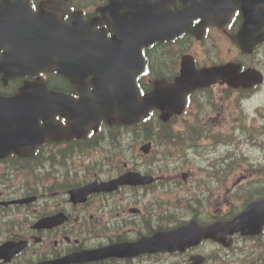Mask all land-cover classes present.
Segmentation results:
<instances>
[{
	"label": "flooded vegetation",
	"instance_id": "flooded-vegetation-1",
	"mask_svg": "<svg viewBox=\"0 0 264 264\" xmlns=\"http://www.w3.org/2000/svg\"><path fill=\"white\" fill-rule=\"evenodd\" d=\"M96 1L95 6H87L88 12L85 11V15H96L98 13L96 8L108 0ZM201 1L202 7L197 14L198 17L192 21L191 29H198L195 32L201 31L203 37L198 39L189 33L171 40L172 43L155 42L144 47L142 55L145 70L138 77H144L147 71L160 68H165L169 76L172 73L176 75L182 54L178 58H166L164 61L162 55L165 54V49L166 52L175 54L181 43L185 44L187 50L191 49L189 54L192 55L197 67L233 61L239 63L241 69L262 68V65L252 59L264 49V44L255 45L252 51L247 53L237 48V44L231 40V35L239 29L241 13L235 10L230 21L224 22L220 19V25L210 26L205 14L213 10V5L211 0ZM181 5L182 1H175V6ZM231 7L232 5L227 3L225 9ZM98 28L110 36L105 25H99ZM216 42L226 47L222 58L220 55L217 58L212 57L202 51ZM170 44H174V47L170 48ZM167 60L173 61L174 65L171 68H166L164 62ZM214 87L223 89L220 84ZM225 90L217 94V97H225ZM190 97L194 104L196 96ZM224 110V106L213 107L212 113L219 114ZM104 123H100L94 133L89 134L90 136L96 134L91 147H101V141L113 143V137H110L106 128L111 126ZM72 141L82 142L76 139ZM70 142L65 140L46 142L37 145L29 156L11 153L0 158V264H259L260 261L264 264V252L260 253L258 261L245 250V241L254 238L252 235L244 239L245 241H240V244L233 243L231 238L230 244L226 247L217 244L213 237L206 235L207 237L202 239L197 236L195 244L174 250H145L137 254L106 250L86 259L71 260V256L83 250L98 249L120 241H134L142 236H151L168 225L179 223L184 215L203 227L226 222L238 214L242 206L239 204L237 209H231L232 203L220 200V197L214 200L212 196L205 195L206 201L196 199L179 209L172 203L153 202L152 209L148 212L141 209L126 212L123 207L122 217L118 211L112 214V207H116L119 200L132 199V189L136 190V187L129 186H122L125 188L120 187L121 189L111 192H91L84 201L72 203L71 174L86 172L87 166L75 164L81 161L82 156L71 152ZM84 150L82 148L79 151ZM105 160L109 161L108 158ZM117 172L119 171L112 166V176ZM148 193L150 192H144ZM143 215L149 219L143 221ZM207 244L216 245L219 249L208 251L204 248ZM247 246L252 247L251 244ZM237 258L246 261L239 262Z\"/></svg>",
	"mask_w": 264,
	"mask_h": 264
},
{
	"label": "water",
	"instance_id": "water-1",
	"mask_svg": "<svg viewBox=\"0 0 264 264\" xmlns=\"http://www.w3.org/2000/svg\"><path fill=\"white\" fill-rule=\"evenodd\" d=\"M134 11L137 12L138 10ZM41 23L42 21L38 19L25 18L20 22L13 21L7 22V25L5 24L8 28L15 27L16 29L13 31L8 30L6 34L11 40L3 47L5 50L3 53L5 59L0 64L3 80L6 81L13 76L20 77L24 73L34 69L48 71L55 69L64 75H73L76 79L83 78L86 74L85 72H88V68L91 66L88 56H81V60H78V71L72 66L73 62L78 59L76 55L72 56L75 60L68 58L65 62V52L71 48L79 47L77 37L73 35L66 45H64L63 39L56 40V43L53 45H45L41 41L37 42L36 34L32 32L34 28L40 26ZM74 26L78 25L74 24ZM0 33H4V28L0 30ZM134 35H136L138 41L144 35V32L138 29L134 31ZM248 80L249 79L244 81L242 78H237L238 82L244 81L245 84ZM185 83L188 84V81L185 80ZM29 89L39 91V94L30 93L28 95H23V93H21L10 98H0V106L3 107L0 115H2L5 120L11 121L10 117L14 115L21 106V100L28 99V101H30L28 104L22 105L24 107L22 110L23 115L31 114L36 116L40 114V116H44L49 109L55 107L54 102L51 101L50 96L46 94L43 88H29L25 86L22 88V90ZM147 105L148 102H146L145 105L141 104V99L138 98L137 93L135 96L133 94L116 96L110 99L109 104H107L106 95L102 94L99 97L94 95L86 114H93L97 119L103 117L113 122H134L146 113ZM5 111L6 113L4 114ZM253 216L262 217L259 222H252L251 220V224L247 225L248 229L256 230L260 223L264 221V199L257 201L246 209L245 217H247V220ZM239 221L240 220H236V226H245L240 225ZM236 226L232 223V225H228V228H235Z\"/></svg>",
	"mask_w": 264,
	"mask_h": 264
},
{
	"label": "rangeland",
	"instance_id": "rangeland-1",
	"mask_svg": "<svg viewBox=\"0 0 264 264\" xmlns=\"http://www.w3.org/2000/svg\"><path fill=\"white\" fill-rule=\"evenodd\" d=\"M166 56V55H165ZM259 98H257V100H258ZM256 105H258V101H256V102H254V103H251L250 105H249V107L250 108H253L254 106H256ZM249 107H247L248 109H249ZM191 109V107L189 106L186 110H187V112H189V110ZM194 109V108H193ZM231 111H233V110H236V107L233 105V106H231V109H230ZM190 113V112H189ZM186 116L188 115L187 113L185 114ZM219 126H220V124H219ZM233 126V123L231 124V127ZM220 131V130H219ZM227 133L226 134H228L229 136H230V131L229 130H225ZM232 131V130H231ZM144 134V136H145V133H143ZM156 134H157V132H156ZM151 135V131L149 130L147 133H146V136H150ZM234 136H235V140L236 141H232L231 143H230V146H229V142H230V140H229V142H228V144L227 145H225L224 147L223 146H218L217 148H216V150L215 149H212L213 150V152H217V153H211L210 155H212V156H216L217 154H219L220 152H221V150L222 149H226V150H228V152H229V148H230V150L232 151V152H234L235 151V147L237 148V150H236V154H239L240 152L241 153H243V151L245 150L244 149V146L243 145H240V144H237L238 146H236V142L237 143H239V142H245V136H244V133H241V131H239V130H237L236 129V132L234 133ZM117 145H120V144H117ZM163 147V146H162ZM127 150H128V144H124V146H123V150L121 149V151L122 152H124V154H125V157H128V154H126V152H127ZM163 150H164V148H163ZM130 151H131V153L133 154V155H135L136 154V152H139L138 151V146L137 145H134V147L132 146L131 148H130ZM165 151V150H164ZM158 153H159V155H160V162H159V168L160 169H162V170H164L163 172H167L168 173V170L167 169H165V166H166V163H167V161H166V158L167 159H170V158H172V159H176L177 158V160H176V163L175 164H177V165H181V163H182V159L180 158V153L179 152H176V153H174V154H172L170 157H166L165 156V154L163 153V151L160 149V148H158ZM261 153V152H260ZM259 153V154H260ZM252 154H255L254 152H252ZM179 160V161H178ZM198 161L195 163V167H196V169H195V173L197 172V170H198V166H199V168H201V169H207L208 167H209V171H211V170H213V166H212V163H211V161H210V159L207 157V155L206 154H203V155H201L200 157H199V159H197ZM208 166V167H207ZM180 167V166H179ZM188 167V166H187ZM187 167H184V170H187L186 168ZM181 168V167H180ZM117 170H120V168H116ZM170 172H173L174 170H175V166L173 165V166H171L170 167ZM181 170V169H180ZM214 176H211L208 180H207V182L209 183V182H211V179L213 178ZM166 180V179H165ZM230 180L231 181H233L234 180V178L233 177H231L230 178ZM244 189H246V188H244ZM152 194V193H151ZM157 194H161V192H157ZM153 195V194H152ZM144 196V194L143 195H140V196H137L136 198H140V197H143ZM138 204L141 206V207H143V208H145L146 209V207H147V201L146 200H143V199H138ZM116 207H112V210H111V213L112 214H114L116 211H118L119 212V216L120 217H122V214L124 213V211H123V205H121V204H116L115 205ZM146 219H148V217H146ZM142 220L143 221H147V220H145V218H142Z\"/></svg>",
	"mask_w": 264,
	"mask_h": 264
},
{
	"label": "bare ground",
	"instance_id": "bare-ground-1",
	"mask_svg": "<svg viewBox=\"0 0 264 264\" xmlns=\"http://www.w3.org/2000/svg\"><path fill=\"white\" fill-rule=\"evenodd\" d=\"M148 131H149L148 129L144 130V132H143V133H145V136H146V133H147Z\"/></svg>",
	"mask_w": 264,
	"mask_h": 264
}]
</instances>
